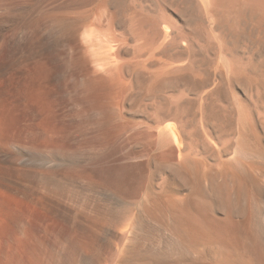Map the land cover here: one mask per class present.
Masks as SVG:
<instances>
[{
	"label": "bare ground",
	"instance_id": "6f19581e",
	"mask_svg": "<svg viewBox=\"0 0 264 264\" xmlns=\"http://www.w3.org/2000/svg\"><path fill=\"white\" fill-rule=\"evenodd\" d=\"M0 28L43 87L0 122V264H264V0H0Z\"/></svg>",
	"mask_w": 264,
	"mask_h": 264
},
{
	"label": "rangeland",
	"instance_id": "374dc122",
	"mask_svg": "<svg viewBox=\"0 0 264 264\" xmlns=\"http://www.w3.org/2000/svg\"><path fill=\"white\" fill-rule=\"evenodd\" d=\"M8 28L10 29L12 27H8ZM5 31L6 30L0 28V40L3 37ZM4 54L5 53L0 50V56ZM17 63L15 64L10 63L7 65H2V66L0 65V122H2L5 119L6 121L10 122L12 126L13 125L16 126L15 123L19 122V119L21 117L22 118L25 117L26 119L32 116L35 117L38 114L37 110L41 111V117L43 118V87L39 91H34L35 93L31 91L29 92V91L22 90L21 85H19L21 83L20 75L18 72L19 62ZM27 92H29L30 94L29 93L27 94ZM48 94L49 95L47 97V102L51 108H53L54 105H56V103L58 104L59 100L61 102H64V101L66 102L70 98L69 95H67L64 91H61V90H59L58 92L50 91ZM25 96L27 98H25ZM23 102L26 103V106H25L26 108H24V105H22ZM34 112L37 114L35 115ZM57 113L59 114V111ZM68 113H69L68 111L67 113L65 112V114H68ZM59 115H61V113ZM50 120L51 121H49L48 119L47 122L43 123V142H44V131L45 130L46 131L49 130L50 133H53V131L55 132L56 127L54 128V126L48 124L49 122L53 123L52 119ZM1 128L6 129L5 126H2ZM56 135L57 134H53L54 138L52 139L51 142H48V146H46L48 149L49 144H52L50 145L52 147V148L50 147L52 150H50V148L46 150V147H45L46 142H44L45 144H43V154H44L43 163L48 161L49 159H51L49 164H53L58 161L57 151H55L56 146L54 144L55 139H57L58 137ZM68 137L69 139L72 138L71 135ZM70 158H72V156H70L69 159ZM48 182L51 185H54V182H52L51 180H49Z\"/></svg>",
	"mask_w": 264,
	"mask_h": 264
}]
</instances>
